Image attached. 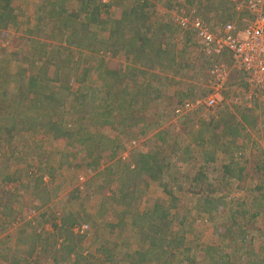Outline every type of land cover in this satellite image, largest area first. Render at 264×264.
<instances>
[{"label": "trees", "instance_id": "1", "mask_svg": "<svg viewBox=\"0 0 264 264\" xmlns=\"http://www.w3.org/2000/svg\"><path fill=\"white\" fill-rule=\"evenodd\" d=\"M48 1L51 7L47 4V9L35 4L36 12L42 16L40 19L36 15L35 20L43 21L44 26L50 27L47 41L31 37L30 43L33 47L22 59L23 64L29 59V65L21 66L17 74L0 68V176L1 167L4 166V171L9 161L14 160L17 166L13 174L11 169H7L1 182L4 180V184L19 186L17 182L20 177H17V173L21 168L27 171L30 177L38 174L34 183L36 205L34 203L26 213L14 219L12 225L19 224V230L22 232L15 247H6L8 253L2 257L0 264H45L48 259H51V264H198L199 253H194L195 248L186 241L184 233L179 230L172 231L174 224L182 227L185 225V218L178 219L174 213L180 201L173 189L191 194L189 199L198 198L193 202L197 203L203 214L211 215L212 218L213 213L221 214L224 207L232 203V199L228 198L231 193L224 190L227 189L228 183H243L255 173H264L263 164L249 166L245 160L246 146L241 145L239 148L238 144L239 140L246 138L251 141L249 129L256 128L258 124L257 117L249 113L251 108H244L249 111L248 114L240 111V120L232 115L227 117V113L220 111L211 120L205 118L200 125L196 121V115L203 109H225L231 104H245L246 100L237 90L233 91L235 87L245 89L244 75H234L229 88L222 92L219 105L211 108L201 107L195 112L178 113L177 109L182 107L185 101L208 95L209 91L204 89L200 96L194 97L193 89L199 87L195 82L197 78L200 83L205 82L206 72L211 64L206 63L203 57L199 58L203 59L199 67L182 62L180 51L183 53V48L188 50L193 47L196 54L200 49V42L190 23L182 27L177 18H167L166 15L161 19L157 18V4L163 1L164 7H169L171 0H135L131 6L126 0ZM70 1L73 5L69 7ZM214 2L225 7L229 5L227 17L219 16L222 8L220 5L214 6ZM184 5L186 12H181L180 15L196 17L195 13H199L198 16L208 23H215L217 20L226 23L234 20L241 26L244 24L243 15L239 20L236 19L240 12L236 10L233 0H184ZM17 10L14 0H0V34L11 27H19L20 13L18 14ZM45 16L48 18L45 19ZM55 40L59 41L57 47L52 44ZM76 51H91L93 54L102 53L109 57L123 52L127 64H120V67L109 66L104 57L97 59L94 64V59L86 60L83 55L75 58ZM49 55H52V60L44 59ZM185 68H195L193 83L188 85L189 87L184 88L183 85L179 88L176 77ZM94 71L98 72L101 84L91 87L86 83ZM71 73L78 75L71 79ZM169 73H172L171 77L167 75ZM142 76L143 81H138ZM166 81L171 83L170 87L173 85L175 92L164 93L163 83ZM10 83L16 84L13 92L9 89L1 90V85ZM236 97H240L238 102L235 101ZM165 98L171 101L168 113H171L175 123H179L169 127L163 125V118L159 117L158 120L146 124L144 109L147 102L152 103L158 112V101ZM259 101L261 100H258V103ZM162 113L161 109L159 114ZM223 124L225 127H222ZM154 128L155 152L137 148L138 138L146 135L148 131L153 132ZM220 128L222 131L218 133L219 136L216 133L209 135V130L217 132ZM204 129L206 131L199 141V133ZM31 133H43L46 137L59 138L66 142L77 141L91 153L90 157L96 156L94 163L83 161L82 164H86V167L93 164L96 171L105 163H102L103 160L112 159L127 151L129 143L124 141V137H135L131 140L133 149L137 148L138 151H131L127 159L122 157L121 161L115 160L114 166L119 174V177L116 176V186L111 187L114 181L111 177L112 166L107 167L104 175L110 179L102 186L110 187L111 199L121 205L117 210L119 213L116 222H108L102 229H97L99 219L108 213L107 207L111 204L108 203L109 197H104L105 203L100 205L96 214L84 213V209H70L58 216L52 214L49 205L56 195L46 182V172L49 171L39 167L38 172L35 166L29 168L26 164V157L31 153L33 154L30 161L36 159L40 165H45L46 162V151L39 154L23 143L22 139H27ZM178 133L190 138L191 144H197L195 150H192L190 145L185 148L188 162L196 158L201 159L199 166L196 162L193 165L194 175H184L185 182L179 188L177 185L170 186L168 178L174 166L171 157L179 159L178 154L183 152ZM258 134V138L263 139L261 133ZM173 139L174 142L171 143ZM258 142L256 141L259 145ZM256 143L253 147H256ZM25 146L29 148L26 149ZM22 148L23 156L19 157ZM233 150L239 152L236 156L240 159L238 162L233 161ZM3 158L4 161L1 162ZM22 163L25 164L24 167L20 166ZM178 174L173 175L175 183L182 179H175ZM144 181L167 191L170 200L155 199L152 204L144 206L137 198L144 190ZM12 185L4 191L13 189ZM184 186L187 187L186 191L183 190ZM261 186H256L251 192L263 189ZM237 188L241 189V186ZM87 192V187H79L69 193L68 200L76 207ZM87 194L90 195L89 192ZM1 196L0 194V218L7 214L8 208L4 203H11L5 198L3 200ZM146 201L152 200L149 197ZM261 202L259 200L258 204L261 205ZM247 205L248 203L244 202L237 203L228 223L222 225V242L227 241L224 243L228 247L232 245L233 248L238 241L249 244L253 247L249 254L253 260L246 264H264V229L251 227V221L246 225L237 221L236 216L245 214ZM11 207L12 205L9 206L10 210ZM31 211H35V215H31ZM259 212L262 213L260 210ZM82 224L91 226V230L86 233L76 232L75 228ZM125 226L137 232L138 235L135 234L134 238L137 235L140 239L136 247L132 248V251L129 249V252H125L120 246L118 248L116 243L114 246L107 237L110 231L120 229L123 232ZM258 236H261V243L256 246ZM90 237L93 240L95 237L96 243L100 245L95 250L97 255L80 250V245ZM10 239L11 236L7 235V242ZM129 244L125 246H130ZM210 248L214 247L201 252L204 253V261L214 260ZM213 251L216 252V249ZM219 252L220 249L217 248L216 254ZM226 255L229 257V254Z\"/></svg>", "mask_w": 264, "mask_h": 264}, {"label": "rangeland", "instance_id": "2", "mask_svg": "<svg viewBox=\"0 0 264 264\" xmlns=\"http://www.w3.org/2000/svg\"><path fill=\"white\" fill-rule=\"evenodd\" d=\"M50 1H56V0H50ZM109 1V0H106ZM128 5L131 6L133 5L135 0H126ZM166 1V0H164ZM42 2V3H41ZM48 0H14V5L17 7V13H20L19 21H18V26L16 28H9L7 30H4L0 34V68L6 71H11L12 74H17L19 68L21 66H28L29 64V59H27V63L22 62L23 55L27 54V51L33 47V44L30 43V39L32 37L38 40H45L47 41V35L50 30H48L50 27H46L43 24V21L35 20V16L38 15L40 19L42 18L41 13H37L35 9V4H40L41 7L44 9H47V4L51 7L50 2L48 3ZM180 2L181 4L178 5L176 3ZM216 3V2H215ZM214 6H217L218 3L215 4ZM73 5V3L68 4L70 7ZM220 8H222L221 15L223 18L227 17V13H229V5L227 7L223 6L220 4ZM165 3L159 2L156 6V12H159V15H157V18L161 19L164 17L163 15H166L167 18H177L180 16L181 12H186L185 5H184V0H171L170 1V6L169 7H164ZM211 12V10L209 11ZM46 17V16H45ZM46 17L45 19H47ZM44 20V19H43ZM51 40V39H48ZM54 46L59 45V41H52ZM190 46V45H189ZM74 48V47H73ZM185 52L180 51V58L182 59V62H187V63H192L194 64L195 58H194V51L193 47L184 49ZM37 51V50H36ZM34 51V52H36ZM38 55V54H36ZM87 60H93V63L96 64L97 59H100L101 57L106 58L105 61L109 66H114V67H120V64L126 65L127 61L125 59L124 53H120L115 57H109V55H103L102 53H96L93 54L91 51H86L83 53H79V51L75 52V58L82 56ZM37 59V56L35 57ZM44 59L52 60V55H49L48 57L46 56ZM26 60V59H24ZM77 60V59H75ZM48 67V65H46ZM195 68H185L181 71L179 76H177V80L179 82V85L177 87H181L184 85V88L186 86L190 85L193 83V74L195 73ZM75 75V76H74ZM77 74L71 73V79H74ZM168 76L171 77L172 73L167 74ZM166 75V76H167ZM144 77H140L138 81H143ZM196 84L199 86L194 90V97L200 96V92H204L203 83H200L197 80ZM88 86L95 87L99 86L101 84V81L99 80V74L97 71H94L91 73L89 76V79L87 80L86 83ZM16 84L15 83H10L6 85H1V90L3 89H9V91H12ZM78 85V84H77ZM164 85V93L166 91L169 92H175V88L173 85L170 87L171 83L169 81H166L163 83ZM169 85V86H168ZM203 85V86H202ZM79 86V85H78ZM189 87V86H188ZM243 97L245 100L250 98L249 93L246 91L243 87L239 88H234L233 91L236 92ZM13 92V91H12ZM177 98V97H175ZM177 101V99L175 100ZM256 101V103H255ZM158 107L159 111L162 109L163 113L159 114V111L157 112L156 108L152 106V103L147 102L145 110V118H146V124H149L155 120H158L159 117L163 118L162 119V124L166 126H173L178 124L179 122L174 121V118L171 117V113H168L169 110L171 109V101L168 99H161L158 101ZM245 104H238V105H228L225 109H203L196 115V121H198L199 125L202 124L205 121V118H208V120H211L214 118L216 115L220 113V111L227 113V117L230 115L234 116V118L240 120V111L245 112L248 114V110L244 108H251V114H253L255 117H257L258 124L256 128H251L249 129L250 136L252 137V140L250 141V138L242 139L239 140V148H241V145L246 146V161L249 163V166H256L257 164H263L264 165V148H262L264 145V98L261 99L258 103V97L254 102L250 100L244 101ZM259 104V105H258ZM249 106V107H246ZM210 116V117H208ZM210 118V119H209ZM180 127V125H177ZM190 126V124L188 125ZM140 127V125H139ZM222 127H225L223 124ZM192 126L190 127V129ZM176 131V129L174 130ZM173 131V132H174ZM206 130L202 131L199 133L198 140L201 141V137L204 134ZM222 129L220 128L217 132H214L212 130H209V135H213L216 133L218 136V133H221ZM156 132V128H154L153 132L148 131L146 135L141 136L138 138L136 141L138 145L136 146L140 150L144 151H154L156 150L155 147V141L156 139L154 138V134ZM261 133L263 136V140L258 143V133ZM176 133V132H175ZM137 134V132H136ZM247 134L244 135L246 137ZM177 137L179 138V141L182 143V149L178 154V158L176 159L175 156L171 157V161L174 164V166L170 170V175H168L169 182L171 183L170 186L177 185V187H181V184L185 182L184 175L187 173H191V175H194L195 173V168H193V165L195 162L199 166L200 164V158H196L192 162H188L187 156H185V148L190 145L192 150H195L197 147V144H191V140L188 137H185V135H182L180 133L177 134ZM132 138H135L133 135H130L129 137H124V141L129 143L127 144L128 148L127 151L121 152L117 154L114 158L112 159H106L103 160L102 163L105 161L103 166H100L99 170L96 171L94 169L93 164L91 166H87L86 164L83 165V161L85 163H94L95 162V155H92L90 157L89 152H87V149L82 147L77 141H72V142H66L65 140H61L59 138L54 139L53 137H46L43 133L36 134L31 133L28 135L27 139H22L23 143L31 146V148L40 154L41 151H46L45 153V165L39 163L38 160L33 159L30 161V156L33 154H28L26 159H27V166L37 168V171L39 172V167H42L44 170L49 171L46 172L48 174L46 182L49 183L48 187L51 191L54 192L56 195L52 202L50 203L49 206L50 210L53 212L52 214H58L64 213L65 211H68L70 209H73L74 211L79 210V211H84V213H92L96 214L100 205L105 203L104 202V197L107 198L109 197L108 203H111L109 207H107V215L103 216L101 219H99L100 224L97 225V229H102L104 226L107 225L108 222H116L118 213L119 211L118 208L121 207V205L117 202L112 200L111 192L109 191V188H105V186H102L106 183L109 182V177H105L104 175L106 174L108 168L112 166V173L111 177L113 181L111 184V187H115L118 180L117 177H119V174H117L116 167L114 166L115 160H120L124 155H128L131 151L135 152L138 151L137 148L133 149V144H132ZM131 140V142H130ZM134 140V139H133ZM250 141V142H249ZM174 142V139L171 140V143ZM249 142V143H248ZM256 143V147H253V144ZM26 147V146H25ZM29 147H26V149ZM201 148V147H200ZM24 149L19 152L18 156L21 157L23 156ZM238 151L231 152L233 157L234 162H238L240 159L236 157L238 155ZM100 155H102L100 153ZM29 156V157H28ZM4 161V158L2 159L1 162ZM14 160L9 161L8 165L6 166L7 168L4 169L2 166V176H0V194L2 195V199L4 198L6 200H9L11 203L8 204L5 202L4 204L7 205V214H3L2 217L0 218V261H3V256H5L8 253V250H6V247L13 248L16 246V241L20 237L21 230L18 227L19 224L17 225H12L14 219L16 217H21L24 213L27 212L29 208H31L32 205H34L35 201L34 198L37 199V194H36V189L34 186L35 183V177L37 178L38 174L34 177H30L27 174V171H24L23 168L19 170L17 173V177H20L19 184L18 185H12L11 183L4 184L1 182V178L5 175V171H8L7 169H11V173L15 172V169L17 166L13 162ZM170 161V160H169ZM118 162V161H117ZM25 164H20V166H23ZM40 165V166H39ZM220 165V163H219ZM24 167V166H23ZM108 167V168H107ZM29 170V169H28ZM259 172V171H258ZM97 173H101L100 175ZM175 173H179L176 175L179 180L177 183H175V180L173 178V175ZM83 175L86 178V183L83 185L84 188L87 187L88 192L90 193L83 194L84 199L81 200V202H78L76 204V207L69 202L68 200V195L72 191L77 190L79 188V176ZM115 175V176H114ZM115 177V178H114ZM51 178H54L53 180ZM51 182V183H50ZM9 185L13 186V189L10 188V191L7 189ZM263 189L254 191V193L251 192L253 188L256 186H260ZM238 186H241L240 188H237ZM60 187V188H58ZM227 189L226 193H231L230 196L228 197L229 199H232V203L224 207V210L221 214L219 213H213L212 218H205V219H196L198 216H201L200 214L202 211L197 207V203L195 204L193 201H195L198 198H193L189 199V197H192L191 194H188L186 192H182L180 189L179 191L177 188L173 191H175V196L178 197L180 203L178 205L177 211H174L176 213L177 218H185V225L182 227L181 225L174 224L173 225V230L172 231H180L184 233L185 237L187 238V242L189 245H192L195 248V252H199V256L203 255L204 253H201L204 251V249H207L209 247H214L217 252V248L220 249V252L216 254L215 251H213L214 248H210L211 251V257L214 256V260L209 261H204L203 258L199 260L198 264H246L248 261L253 260V257L250 254V251L253 250L252 246H249V244H244L241 243L240 241L237 242V245L235 248L228 247L223 241L222 242V232L221 230L223 229L222 225L225 223H228L229 217L231 212H234V209L236 208L237 203L244 202L248 203L247 205V211H245V214H238L237 221L239 224L246 225L249 221H251V227L255 228H260L264 229V173L259 172L255 173L253 177L250 179H246L245 182L240 183V182H233L227 184ZM143 192L142 194L138 195L137 198L144 203V206H148L153 203V200L155 199H168L170 200V195L167 191H164V189L160 188L158 185H154L150 183H145L143 184ZM187 187L184 186L183 190L186 191ZM223 193H225L223 191ZM39 195V194H38ZM152 200L151 202H147L148 198ZM263 197L262 199H260ZM261 200L262 204L259 205L258 202ZM77 201V200H76ZM228 201V200H227ZM38 203V201H37ZM76 203V202H75ZM74 203V204H75ZM132 204V203H131ZM136 204V201H135ZM12 205L11 210L9 209V206ZM36 205V203H35ZM258 207V208H257ZM84 209V210H83ZM241 210V209H240ZM259 210L262 212L260 213ZM258 212L260 213L258 215ZM90 215V214H89ZM12 220V221H11ZM250 227V228H251ZM17 229V230H15ZM93 227V231H94ZM118 232H113V234L110 236L109 232L107 233L109 237V242H111V239H114L118 246L122 247L125 252H129V249L132 251V248H134L137 244V242L140 240L139 236H137V232L135 233L132 229H130L128 226H125V230L122 233ZM136 237L134 238V236ZM7 235L11 236L10 241L7 242L6 237ZM93 236V235H92ZM91 236V237H92ZM85 239V241L80 245V250L82 249L84 251H89L92 252L91 254H96L95 250L100 246L99 243H96L95 237L94 240L92 238ZM260 237L258 236V240H256V246L260 244ZM128 238V239H127ZM133 242V243H132ZM112 243V242H111ZM130 243V246H125V244ZM186 243V242H185ZM102 244V243H101ZM187 244V243H186ZM133 245V246H132ZM226 254H229V257H227ZM216 256V257H215ZM242 257V258H241ZM47 263L45 264H51V259H48ZM255 261V260H254ZM7 264H10L7 262Z\"/></svg>", "mask_w": 264, "mask_h": 264}, {"label": "built area", "instance_id": "3", "mask_svg": "<svg viewBox=\"0 0 264 264\" xmlns=\"http://www.w3.org/2000/svg\"><path fill=\"white\" fill-rule=\"evenodd\" d=\"M236 10L243 13L241 26L237 21L208 23L195 13V16L177 17L181 26L191 24L200 42L199 56L209 62L204 85L207 96L185 101L177 109L178 113L195 112L201 107L211 108L222 101V92L229 88L234 75H244L243 83L249 97L254 101L264 98V0H233ZM194 12V11H193ZM240 97H236L238 102ZM124 155L123 159H127ZM86 178L79 176L80 188L84 189ZM31 211V215H35ZM76 232L91 230L87 224L79 225Z\"/></svg>", "mask_w": 264, "mask_h": 264}, {"label": "crops", "instance_id": "4", "mask_svg": "<svg viewBox=\"0 0 264 264\" xmlns=\"http://www.w3.org/2000/svg\"><path fill=\"white\" fill-rule=\"evenodd\" d=\"M214 3H215V2H214ZM216 3H217V2H216ZM216 3H215V4H216ZM218 5H219V3H218ZM218 5H217V6H218ZM242 15H243V13L240 12V13H239V16H238V15L236 16V19L239 20V19L242 17ZM198 52H199V51H198ZM198 52H197V53H198ZM197 53H196V54L194 53V58H195L194 65H196L197 67H199L200 64L203 63V59H199L200 56H199ZM262 140H263L262 138H258V141H259L260 143H261ZM260 143H259V144H260ZM262 146H263L262 148H264V145H262ZM200 215H201V216H198L196 219L211 218V215L208 216L207 214H203V213H201ZM262 230H263V229H262ZM121 231H122V230L118 229V230H116L115 232H118L117 235H119V233H122ZM112 234H113V232L110 231V236H111ZM111 242L114 244V246H115V243L117 244V242H115L114 239H111ZM132 243H133V242H132ZM260 243H261V242H260ZM116 246H118V244H117ZM132 246H133V245H132ZM135 247H136V246H135ZM118 248H119V246H118ZM197 253H199V252H197ZM198 255H199V254H198ZM202 258H204V255H201V256H200V259H202ZM208 258H209V257H208ZM120 264H125V263H122V262H121Z\"/></svg>", "mask_w": 264, "mask_h": 264}]
</instances>
